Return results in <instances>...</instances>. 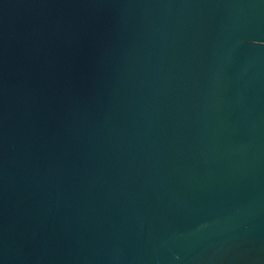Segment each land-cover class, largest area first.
Here are the masks:
<instances>
[{
    "label": "water",
    "instance_id": "95a60500",
    "mask_svg": "<svg viewBox=\"0 0 264 264\" xmlns=\"http://www.w3.org/2000/svg\"><path fill=\"white\" fill-rule=\"evenodd\" d=\"M0 264H264V0H0Z\"/></svg>",
    "mask_w": 264,
    "mask_h": 264
}]
</instances>
